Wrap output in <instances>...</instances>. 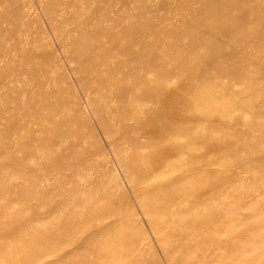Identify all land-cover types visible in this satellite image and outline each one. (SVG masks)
Wrapping results in <instances>:
<instances>
[{"label":"rangeland","instance_id":"374dc122","mask_svg":"<svg viewBox=\"0 0 264 264\" xmlns=\"http://www.w3.org/2000/svg\"><path fill=\"white\" fill-rule=\"evenodd\" d=\"M177 1L0 0V264H36L32 250L43 242L56 246L38 264H68L71 251L77 252L69 264H169L165 248L186 244L185 237L194 231L203 234L200 247L213 245L212 235L223 231L228 236L221 241L228 246H237L239 239L264 254V94L236 87L243 119L229 120L226 131H199L196 140L180 141L193 146V154L184 155L175 171L156 175L152 184L176 181L181 171L191 168L194 175L186 182L194 179L202 186L199 215L188 213L168 228L150 223L159 212L149 218L143 211L136 191L144 188H135L136 183L127 179L87 107V94L123 96L109 84L107 69L90 71L93 57L105 54L116 68L119 60L129 61L122 48L132 47L152 62L165 53L160 62L173 68L174 50L190 48V32L177 24L181 10ZM99 15L121 24H101ZM130 23L141 28L140 36L147 37L154 51L139 45V34L128 31ZM150 27L163 38L148 37ZM97 42L104 45L101 51ZM200 53L206 59L213 55L203 49ZM168 86L180 90L182 81L174 79ZM204 101L196 99L187 129L203 117ZM221 106L214 102V109ZM182 107L168 109L180 112ZM146 124L152 133L159 123L148 118ZM45 131L54 136L47 138ZM139 136L134 133L132 138ZM36 141L42 142L41 152L29 161L31 143ZM209 141L219 147L209 149ZM163 147L153 151L152 161ZM21 169L28 174L26 181L18 176ZM136 175L132 176L138 182ZM86 206L94 212L86 211ZM71 221L78 227L69 236ZM90 222L127 225L97 235L88 227ZM85 240L93 243L81 248ZM143 240L147 248H136Z\"/></svg>","mask_w":264,"mask_h":264},{"label":"bare ground","instance_id":"6f19581e","mask_svg":"<svg viewBox=\"0 0 264 264\" xmlns=\"http://www.w3.org/2000/svg\"><path fill=\"white\" fill-rule=\"evenodd\" d=\"M177 3L181 5L177 24L179 28L183 27L186 32H190L188 38H191L192 45L189 49L174 50L177 55L171 57L173 68L160 62V57L165 56V53L158 54L159 59L156 57L152 62L146 55L137 53L132 47H125L122 48V52L129 61L119 60L116 68L112 67L109 58L102 54L90 59V71L96 73L102 68L107 69L111 77L109 84L114 85L118 89L117 93L123 96H116L115 99L113 95L106 93L94 97L86 95L87 107L94 119L98 120L101 132L113 156L123 167L127 179L131 184L136 183L135 188H144L142 191H136L143 211L149 218L152 212H159L155 216L156 219L150 223L155 227L166 226L165 228H168L173 220H178L188 213H192L190 215L193 217L199 215L200 197L197 196L202 186L198 180L186 182V178L194 175L191 168L181 171L176 181L162 185L152 184L156 175L167 173L168 170L175 171L180 168L184 155L193 154V146L181 144L180 141L196 140L204 130L210 133L218 129L226 131L225 127L229 120L237 122L243 119L244 114H241L237 106L241 99L234 93L236 87L242 85L248 90L254 89L255 92L264 94V0H178ZM236 11L238 15L234 14ZM99 17L101 24L103 22L114 26L121 24L119 19L102 15ZM128 31L139 36L143 33L139 26L131 23ZM147 35L159 40L163 38V33L153 27L149 28ZM230 44L232 48L229 49ZM117 45L119 46V43ZM139 45L154 51L144 35L140 36ZM96 46L101 51L104 45L97 42ZM201 49L208 50L213 54L212 57L206 59V55L200 53ZM247 54L251 56L249 60L242 58ZM228 62L233 65L224 66ZM182 66L186 67L185 71H180ZM152 74H156L153 80L150 79ZM119 75L122 76L118 77ZM178 78L182 81L180 90L171 91L169 83ZM198 98L205 100L200 105L204 115L202 118L194 119L191 122L192 127L187 129L186 123L192 120L190 110ZM115 102L117 109L113 110ZM214 102H221L222 106L214 109ZM179 105L183 106L180 112L168 109ZM148 118L159 123L152 133L148 132L146 124ZM134 133H140L139 139L132 138ZM42 134L47 138L54 136L52 131H45ZM31 144L29 161L35 159L37 153L41 152L42 142L36 141ZM208 144L209 149L219 147L215 141L211 143L209 141ZM160 147L164 149L154 162L153 151ZM129 152H132L130 157ZM133 174L139 176L138 182L134 181ZM18 176L24 181L28 179L24 169L18 172ZM8 177L12 178L13 175ZM144 195L148 197L142 199ZM86 211L93 213L94 209L86 206ZM126 225L123 222L108 224L90 222L88 227L100 235L103 231H116L119 226ZM77 227V223L68 222V235L76 232ZM189 234H192L191 237L184 236L186 244L165 248L169 264H264V254L258 251L255 253L252 247L243 241L236 239L239 243L235 247L228 246L226 240L221 241L222 236H228L223 231L212 235L213 245L209 247H200L199 240L203 237L201 232L194 231ZM38 237L43 238L39 235ZM97 241L98 239H94V244ZM89 243L93 241L85 240L81 248ZM48 244L43 242L37 249H30L36 264L41 263L46 253L56 246ZM136 246L138 249L147 248L144 240ZM76 252L71 251L66 256L68 264L72 262ZM136 254L140 255L138 251ZM81 256L84 260L88 258L85 254ZM66 257L63 262L66 261Z\"/></svg>","mask_w":264,"mask_h":264}]
</instances>
